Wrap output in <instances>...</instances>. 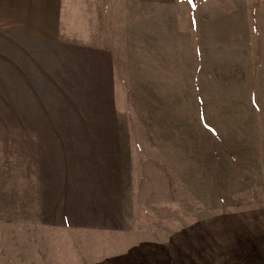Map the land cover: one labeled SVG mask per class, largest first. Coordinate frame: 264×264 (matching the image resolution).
I'll return each instance as SVG.
<instances>
[{
    "label": "rangeland",
    "instance_id": "1",
    "mask_svg": "<svg viewBox=\"0 0 264 264\" xmlns=\"http://www.w3.org/2000/svg\"><path fill=\"white\" fill-rule=\"evenodd\" d=\"M191 1L0 0V250L93 226L118 264H264V17Z\"/></svg>",
    "mask_w": 264,
    "mask_h": 264
},
{
    "label": "crops",
    "instance_id": "2",
    "mask_svg": "<svg viewBox=\"0 0 264 264\" xmlns=\"http://www.w3.org/2000/svg\"><path fill=\"white\" fill-rule=\"evenodd\" d=\"M184 1L190 3L191 12H194L196 3L191 0ZM196 1L197 8L202 9V16L206 18L207 23H221L220 18L233 15L240 18L244 16L246 22L253 19L257 24L259 17H264L263 11H259V7L264 9V0ZM113 2L114 0L110 7ZM248 16L249 20H247ZM108 231L93 226L52 227L45 224H31L26 226L23 237L16 229L8 240L10 248L0 250V254L10 255L13 264H118L122 262L119 255L124 245H122L123 241L118 239L122 245L120 248L118 243L114 242V236L122 233H113V235L107 233ZM94 236L99 239L93 240ZM126 250L128 255V248Z\"/></svg>",
    "mask_w": 264,
    "mask_h": 264
}]
</instances>
